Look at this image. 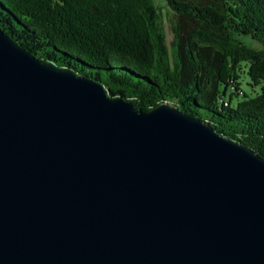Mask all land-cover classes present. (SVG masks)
I'll use <instances>...</instances> for the list:
<instances>
[{"label":"water","instance_id":"obj_1","mask_svg":"<svg viewBox=\"0 0 264 264\" xmlns=\"http://www.w3.org/2000/svg\"><path fill=\"white\" fill-rule=\"evenodd\" d=\"M109 94L0 27V264H264V158Z\"/></svg>","mask_w":264,"mask_h":264},{"label":"trees","instance_id":"obj_2","mask_svg":"<svg viewBox=\"0 0 264 264\" xmlns=\"http://www.w3.org/2000/svg\"><path fill=\"white\" fill-rule=\"evenodd\" d=\"M166 2L175 15L171 52L155 0H0V27L136 109L178 106L264 158V0ZM242 66L258 92L236 86L242 98L233 103L227 92Z\"/></svg>","mask_w":264,"mask_h":264},{"label":"rangeland","instance_id":"obj_3","mask_svg":"<svg viewBox=\"0 0 264 264\" xmlns=\"http://www.w3.org/2000/svg\"><path fill=\"white\" fill-rule=\"evenodd\" d=\"M155 3H156L155 5L157 7V13L159 16V19H158L159 25L165 34L164 36H165L166 44L170 49L169 51L171 52V50H172L171 43L174 40L172 23L175 20V15L168 8L166 0H155ZM237 38L242 42V44H244L246 46L257 48V50L262 48L256 41L251 40L249 37L238 35ZM244 68H245L244 66L240 67V69H239L240 79L238 80L237 84H232L233 88L230 89L229 92H227V95L231 96L233 103L236 102V100L238 98H242V93L240 92L239 89L235 88L236 86H239L240 89H242L248 93L254 94L255 91L258 92V88L250 87V84L252 83V81L246 75V70H244ZM225 100H227V97H225Z\"/></svg>","mask_w":264,"mask_h":264}]
</instances>
